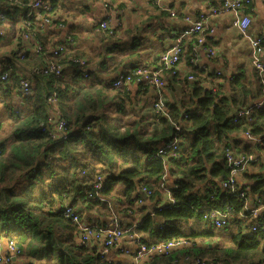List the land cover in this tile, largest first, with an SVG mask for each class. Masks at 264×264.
Masks as SVG:
<instances>
[{
    "label": "trees",
    "instance_id": "1",
    "mask_svg": "<svg viewBox=\"0 0 264 264\" xmlns=\"http://www.w3.org/2000/svg\"><path fill=\"white\" fill-rule=\"evenodd\" d=\"M249 2L242 8L245 13ZM0 10L12 21L21 20L14 37L16 48L3 51L4 42L0 43V71L8 72L0 80V101L11 110L10 133L0 140V237L13 241L15 255L25 259L23 264H103L107 260L78 242V225L63 214L67 206L96 228L114 216L141 212L142 222H134L129 231H150L154 242L141 238L148 246L174 238L190 241L137 264H185L194 259L206 264H264V160H258L259 169L251 168L258 161H250L240 171L238 185L244 197L221 185L229 174L227 153H254L259 158L264 153V83L256 72L253 81L235 73L224 84L213 80L219 74H207L216 88L199 86L197 79L188 96L165 102L164 114L153 109L147 117L141 112L144 103L130 98L127 86H112L111 76L121 60L113 65L101 60L100 73L91 71L86 61L88 76L81 70L68 75L76 59L87 58L72 51L69 37L55 40L57 32L52 30L61 24L62 16L54 5L42 10V17L28 16L27 6L7 0H0ZM43 17L51 19L50 25H44ZM99 22L95 26L102 29L101 39L110 36L114 29L102 28ZM3 24L0 21L2 29ZM3 32L0 39L6 36V29ZM27 33L33 45L42 48L38 52L29 48L20 56L17 50ZM195 42L196 35L187 38L181 58L188 61ZM58 45L62 49L54 54ZM49 62L62 65L58 76L47 70ZM164 72L168 82L178 74L171 68ZM20 77L30 81L31 94H22ZM134 84L141 94L153 88L145 81ZM12 92L19 96L17 104L7 101ZM53 94L56 107L47 100ZM259 100L262 107L235 119L237 110ZM56 111L66 121L65 138L51 137L49 127ZM246 131L261 138L260 142L248 144ZM175 132L176 147L157 153L158 146L171 141ZM142 187L151 191L152 200L166 188L169 202L143 212L137 202L143 201ZM226 206L232 211L225 225L216 227L203 218L210 209L226 211ZM249 207H261L263 213L254 216ZM248 218L252 219L249 224L257 219L260 226L254 231L241 226ZM118 223L123 229L134 224L120 219Z\"/></svg>",
    "mask_w": 264,
    "mask_h": 264
},
{
    "label": "crops",
    "instance_id": "2",
    "mask_svg": "<svg viewBox=\"0 0 264 264\" xmlns=\"http://www.w3.org/2000/svg\"><path fill=\"white\" fill-rule=\"evenodd\" d=\"M52 3L57 10H55L57 15L62 16L61 24L59 26L56 24V27L52 30L57 32L55 40L69 37L67 45L71 46L72 51L78 50L87 58L91 71L96 70L100 73V62L103 59L110 65L121 60L116 74L111 78L123 72L121 69H127L126 71H128L137 64L147 67L158 66V56L172 44L173 38L169 36V32H177L187 26L184 16L189 15L193 18L205 15L207 18L205 23L206 35H204L205 43L213 48L214 53L209 54L207 49L199 47L197 51H192L188 61L183 57L179 60L177 77L174 80L170 79V82L165 80L167 86L162 89L163 100L166 104L173 100H179L183 96H188L193 83L198 81L197 79L200 80L198 82L199 86L216 88L213 84L214 81L224 84L226 78L235 73L244 74L246 79L253 81L256 72L262 78V83H264V69L261 72L254 66L251 60L250 42L246 37L240 35L233 23L235 13L231 10H223L218 0H160L159 5L147 4L146 0H53ZM245 8L248 9V15L249 13L255 14L253 8L264 15V3L261 0H250ZM213 9L216 10L213 11ZM102 19H105L108 27L114 29L110 36H105L103 39H101L102 29L95 26ZM16 21H12V18L9 17L3 21L6 36L1 37L0 43L4 42L3 47L6 49L9 47L11 49L16 48L14 37H16L21 20ZM0 27L2 28V26ZM210 28H212V32H209ZM248 33L254 37L263 36L262 41H264V28L250 26ZM190 36H187V38ZM187 38L183 41L184 45ZM32 42H34V39ZM26 47L32 48L30 43H27ZM5 48H1V50L4 51ZM262 60L264 62V51ZM191 70L196 71L197 76ZM164 71L165 69L163 70L165 74ZM67 73L68 75L72 74L73 69L68 68ZM207 74H219L221 77L211 81L212 78ZM188 75H191L192 78H187ZM107 76L102 75L103 78ZM165 76L167 75L165 74ZM184 77L186 81L182 80ZM127 87L130 89V98L140 99L144 103L141 112L146 114L147 117H151L154 111L151 101L156 96L154 86L144 94L138 93L134 83ZM8 101L11 104H17L20 99L15 92H12ZM3 121H8V118L3 116ZM3 121L0 122L3 123ZM2 138L3 134L0 132V140ZM247 143L254 145L252 141ZM239 178L238 176V181ZM169 183H171L170 180ZM242 183L244 184L245 181H242ZM161 193L160 198H154V200L149 199L148 196H143V201L138 203L142 206L143 212H151L156 205H164L169 202L170 195L164 190ZM259 213H263V211L261 210ZM141 214V212H137L132 216L127 215L128 217L118 215V219L123 224L129 222L133 224L136 221L142 222ZM89 217L92 216L89 215ZM253 223H258L257 219ZM137 236L149 242L155 241V237L150 231L135 230L122 236L119 243L111 247L105 254V258L113 263H131L136 250ZM78 242H80L79 239ZM100 246V242L95 241L89 245L95 250V255L100 253ZM0 253L12 255L7 239L3 238ZM23 259L12 255L11 262L8 264H23ZM144 260H141V262ZM185 264L194 263L190 261Z\"/></svg>",
    "mask_w": 264,
    "mask_h": 264
},
{
    "label": "built area",
    "instance_id": "3",
    "mask_svg": "<svg viewBox=\"0 0 264 264\" xmlns=\"http://www.w3.org/2000/svg\"><path fill=\"white\" fill-rule=\"evenodd\" d=\"M9 2L13 3H20L21 5L27 6L28 9V16L38 15V17L41 16L42 10H50L51 7H53V3L51 0H7ZM250 0H218L219 5L224 10H231L235 13V19L233 21L234 25L236 26L238 32L241 36H244L247 38V40L250 42L251 45V60L254 64V66L259 70L263 71L264 69V62L262 60V54H263V46H262V38L263 36H251L248 33L249 27L242 23V20L248 16L247 13H245L242 8L244 6V3L249 2ZM264 3V0H261ZM160 0H146L147 4H154L159 5ZM216 9H213L215 11ZM54 14L49 17H53ZM42 17V16H41ZM49 17H43V23L44 25H50L51 19ZM7 19L6 14L0 10V21H5ZM206 16L205 15H199L198 17H190L189 15L184 16L185 24L187 25L183 29H180L177 32L171 31L169 32V36L173 38L172 44L169 45L167 49H165L161 54L158 56V62L159 65L156 67H147L145 65H136L132 67V69L124 72L118 73L116 76H114V79L112 80V86L114 87H121V86H128L135 82L145 81L152 84L156 90V97L155 101L153 103V109L160 111L162 114L166 111L165 101L163 100V94L162 89L166 85V81L164 79L163 70L165 69H172V73L177 72V64L179 63V60L183 53V47L184 43L183 41L187 38L189 35H196V42L193 45V51H197L199 47H204L207 49L209 54L214 53L213 48L208 46L205 40V27H206ZM26 25H30L29 21H25ZM99 26L102 28L106 27V21L101 20L99 22ZM209 32H212V28L209 29ZM3 29L0 27V36L3 34ZM23 44L20 49H18V55L23 56V52H26L29 47H26L27 43H30L34 52H38L42 47H40L39 44H34L33 38L31 35L24 34L23 35ZM62 49V46L58 45L53 49V53L57 54L59 50ZM85 58H79L76 59L75 65L73 66V70H81L83 72L84 77L88 76V72L85 71L86 64ZM47 70L52 72L54 76H58L61 73L62 65L55 62H49L47 64ZM8 76V72L6 70L0 71V80L5 79ZM187 78H192L191 75H188ZM20 84V90L23 95L31 94L32 88L30 81L26 79L25 77H20L19 80ZM48 102H51L56 107V98L55 94L47 97ZM264 100V98H263ZM263 100H259L251 104L249 107L241 108L236 111V117L235 119L239 117H245L251 108H260L263 106ZM55 117L54 121H52L51 127H49V131L52 138H65L68 135V129L66 128V121L57 113V111L52 114V117ZM178 129V127H176ZM177 132L173 134V138L171 141L166 142L164 144H161L157 148V153H164L166 149H174L177 145L178 137ZM244 137L247 138L248 141H252L254 144H258L261 140V138L252 135L249 131H246L243 133ZM228 154V165H229V171H228V177L224 179L221 182V185L224 189L227 191H230L231 193H234L239 198L244 197V191L240 189V186L238 185V176L240 174V171L243 170L246 165L249 164L250 161H255L257 159L256 155L254 153H241V154H235L234 152H229ZM100 186V182L95 184V187L98 188ZM141 191L145 193L146 196L151 195V191L142 187ZM164 191L170 195L168 190L165 188ZM138 202H141L139 200ZM165 205V204H164ZM264 207V206H263ZM226 211H221L220 209H210V211H207L203 214V218L207 220L209 223L214 224L216 227H220L222 225H225L230 217L231 214V207L226 206ZM247 210L250 211V214L254 216H259L260 211L262 210L261 207H249ZM63 214H65L67 217H71L73 222L76 223L79 227L80 235L78 236V239L80 242L85 243L86 245H90L93 241L100 242V253L106 254L109 249L113 246H116L121 237L131 233L129 230L134 228L136 226V223H134L131 227L123 229L119 223L118 218L114 216V218L110 219L109 222L104 224V226H101L99 228H96V226L89 224L88 222L81 219V217L78 214H75V210L72 209L70 206L65 207V210L63 211ZM242 217V215H240ZM251 224H245L243 223V227H250ZM254 228V226H252ZM255 229V228H254ZM3 240L0 237V242ZM8 247L10 251L12 252V255H15L17 253V250L14 247L13 241L10 239H7ZM136 250L134 252V258L131 263L129 262H118L113 263L109 260H106L103 264H137L141 262V260L147 259L149 256L154 255L155 253H161V252H167V250H170L171 248L177 247V246H186L190 244V241L184 238H174L173 240H169L167 242H160L155 243L154 245H146L141 242L140 236H137L136 239ZM1 246V244H0ZM12 255L6 254L3 255L0 253V264H8L11 262ZM190 262V261H189ZM194 264H206L204 262L199 263L198 259H194ZM209 264V263H207ZM214 264V263H212Z\"/></svg>",
    "mask_w": 264,
    "mask_h": 264
},
{
    "label": "rangeland",
    "instance_id": "4",
    "mask_svg": "<svg viewBox=\"0 0 264 264\" xmlns=\"http://www.w3.org/2000/svg\"><path fill=\"white\" fill-rule=\"evenodd\" d=\"M3 48H5V47H3ZM6 49V48H5ZM8 101V100H7ZM9 102V101H8ZM4 104L5 103H3V102H1L0 101V121H3V116H5V118H10V116H11V110L10 109H8V108H6V106H4ZM6 105V104H5ZM10 131V123L9 122H7V121H3V125H2V131H0V132H2V134H3V137H7V135L10 133L9 132ZM256 155V154H255ZM256 157H257V159L255 160V161H260V159H262V161L264 160V153H262V154H260V158H259V156H257L256 155ZM259 161L257 162V163H255L251 168L253 169V170H255V169H259ZM121 187V185H117V188H116V190H119V188ZM252 219L251 218H248V219H244V221L241 223V226H242V224L243 223H245V224H249V222L251 221ZM199 225H202V226H206V223L205 222H200V224ZM3 239V238H2ZM0 244H2V240H1V242H0Z\"/></svg>",
    "mask_w": 264,
    "mask_h": 264
},
{
    "label": "clouds",
    "instance_id": "5",
    "mask_svg": "<svg viewBox=\"0 0 264 264\" xmlns=\"http://www.w3.org/2000/svg\"><path fill=\"white\" fill-rule=\"evenodd\" d=\"M253 12L255 14L249 13V15L242 20V23L253 28H264V15L256 11L255 8H253Z\"/></svg>",
    "mask_w": 264,
    "mask_h": 264
},
{
    "label": "bare ground",
    "instance_id": "6",
    "mask_svg": "<svg viewBox=\"0 0 264 264\" xmlns=\"http://www.w3.org/2000/svg\"><path fill=\"white\" fill-rule=\"evenodd\" d=\"M51 2H53V0H51ZM182 54H183V53H182ZM31 88H32V87H31ZM246 166H247V165H246ZM137 202H138V201H137ZM257 224H258V225H257ZM252 226H254V228L257 229L256 226H260V223H252V224L250 225L249 228H251V230L254 231L255 229H254ZM207 263H208V261H207Z\"/></svg>",
    "mask_w": 264,
    "mask_h": 264
},
{
    "label": "water",
    "instance_id": "7",
    "mask_svg": "<svg viewBox=\"0 0 264 264\" xmlns=\"http://www.w3.org/2000/svg\"><path fill=\"white\" fill-rule=\"evenodd\" d=\"M7 239V238H6Z\"/></svg>",
    "mask_w": 264,
    "mask_h": 264
}]
</instances>
